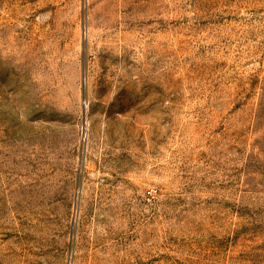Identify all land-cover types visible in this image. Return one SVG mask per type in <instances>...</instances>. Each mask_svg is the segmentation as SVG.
I'll return each mask as SVG.
<instances>
[{
  "label": "rangeland",
  "instance_id": "374dc122",
  "mask_svg": "<svg viewBox=\"0 0 264 264\" xmlns=\"http://www.w3.org/2000/svg\"><path fill=\"white\" fill-rule=\"evenodd\" d=\"M0 264H264V0H0Z\"/></svg>",
  "mask_w": 264,
  "mask_h": 264
}]
</instances>
